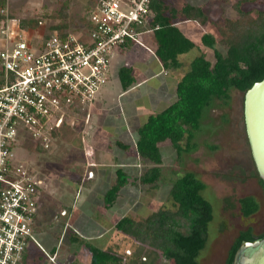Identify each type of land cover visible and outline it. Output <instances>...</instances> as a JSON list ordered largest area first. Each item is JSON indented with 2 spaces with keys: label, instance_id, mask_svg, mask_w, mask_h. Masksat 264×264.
<instances>
[{
  "label": "built area",
  "instance_id": "2783aa9c",
  "mask_svg": "<svg viewBox=\"0 0 264 264\" xmlns=\"http://www.w3.org/2000/svg\"><path fill=\"white\" fill-rule=\"evenodd\" d=\"M150 3L96 0L85 23L62 36L40 32L43 22L22 29L7 5L0 10V264H22L31 246L44 264H57L35 236L43 188L39 166L16 162L14 150H50L70 121L81 132L92 128L112 55L128 45L145 47L142 38L159 28Z\"/></svg>",
  "mask_w": 264,
  "mask_h": 264
},
{
  "label": "trees",
  "instance_id": "16d2710c",
  "mask_svg": "<svg viewBox=\"0 0 264 264\" xmlns=\"http://www.w3.org/2000/svg\"><path fill=\"white\" fill-rule=\"evenodd\" d=\"M96 2V0L93 2ZM237 5V17L225 19L218 26L219 43L224 47V53L216 48L215 37L206 33L200 37L197 46L187 38L175 22L181 14L175 8L168 6L164 0H151L150 8L154 12L153 23L159 28L152 33L154 41V56L165 69H180L178 57L197 48L199 55L188 65V70L176 85V100L164 111L148 117L146 122L136 130L135 147L139 158L152 167L144 171L132 185L140 184L150 189H158L162 184H170L168 197L172 201V210L159 208L145 218L134 219L124 216L115 225V229L130 240L160 252L166 261L172 264H198L197 258L205 248L208 240V226L213 219V209L206 201L202 192L206 185L193 173L186 172L176 176L165 174L161 167L162 158L158 145L169 141L175 150L179 163L184 154L194 153L199 145L195 137L200 130L203 113L215 103L228 105L230 90L241 93L248 90L254 83L264 78V11L257 16L243 11ZM6 6L5 0H0V10ZM67 6L59 11L58 24L47 28L50 34L54 31L61 36L69 28L63 18ZM198 23L205 24V16L200 9ZM42 19L19 18L22 29L35 30ZM85 23V20L82 22ZM212 51V57L207 58L206 50ZM132 71L121 67L118 78L123 90L133 83ZM217 149L216 146H208ZM39 152H44L36 148ZM173 174V176H172ZM175 175V177H174ZM249 177H257L250 174ZM259 185L261 181L258 179ZM126 183L122 173L117 174L116 183L105 193L104 203L111 207L118 197L120 189ZM242 217L248 218L258 212L260 205L253 196H245L237 200ZM255 237L251 228L238 233L228 250L223 264H230L235 251L243 241H253ZM74 254L83 246L89 253V264H118L115 254L95 246L92 242L75 237ZM25 254L23 255L24 259Z\"/></svg>",
  "mask_w": 264,
  "mask_h": 264
},
{
  "label": "rangeland",
  "instance_id": "374dc122",
  "mask_svg": "<svg viewBox=\"0 0 264 264\" xmlns=\"http://www.w3.org/2000/svg\"><path fill=\"white\" fill-rule=\"evenodd\" d=\"M15 1L7 5L9 13L17 18L45 20L40 26V32L45 34L48 32L47 28L49 26L58 24L61 20L57 15L65 5L67 6V11L63 18L67 20L69 27L82 25L95 0H75L76 4L72 9L69 7V2L72 0ZM164 1L181 14V17H178L175 22V24L179 23V29L183 31V22H191L186 23L190 24L192 28L187 33L189 39L200 48H203L200 44V37L206 33L212 34L215 37L216 48L221 53H224L225 49L219 43L218 26L225 19L237 17L236 7L239 2L240 9L249 12L254 17L259 12L264 11V0ZM25 3L27 5H24ZM78 8L81 10L77 11ZM197 9H200L205 16L206 21L203 25L198 23ZM197 55H199L198 51L194 49L182 56L180 60L184 64L192 61ZM206 55L207 58L211 59L212 51L206 50ZM184 65V67L187 66L186 64ZM182 70L184 69L176 71V74L184 72ZM242 105L243 93L231 89L228 105L224 106L215 103L209 110H206L203 113L200 130L195 137V142L199 145V148L194 153L184 154L179 163L175 162L174 152L170 151L168 142L163 143L164 145L162 144L161 146L164 156L163 166L165 167V174L171 175V170L175 171L176 176L191 172L206 185L202 196L212 206L213 219L208 226L207 244L197 258L198 264H223L233 241L238 236V233L243 230L251 228L255 237L262 235L264 232V195L258 178L249 177L250 174H255V169L245 137ZM119 106L120 104L116 99L111 108H113V111L119 110L120 113H123ZM99 118L102 120L103 115L100 114ZM94 125L96 126V124ZM77 127L76 125L73 126V122L70 121L68 128L63 130V133L53 140L51 149L46 152H39L32 146L23 148L26 149L27 153L23 149L16 148L14 150L16 162H22L23 164L34 162L38 164V168L42 172L38 174L41 179L45 177V172L55 175L57 170L60 171L61 166L60 174L62 171L68 170L67 174H71L72 179L76 178L77 174H80L85 166L92 164V156L89 157L91 154L86 149H89L88 143L94 138L93 126V129L86 127L83 132L79 131L80 129L78 130ZM102 132L104 133L105 131ZM110 133L113 135L110 138L102 134L98 138L99 140L97 139L101 149L108 144L109 140L111 143L116 140L126 141V138L121 137L120 134H113V131ZM90 134L92 135L89 136ZM86 141L88 142L87 144L85 143ZM208 146H216L217 149L212 150ZM74 147L80 148L81 152L73 150ZM53 159L59 162V166L56 170L55 168L52 169L55 171H49V161ZM134 188L139 194L137 197L139 201L134 205L130 217L141 219L159 208L173 209L172 201L168 197L170 184H162L158 189H150L148 186L136 184ZM245 196H253L260 205L258 212L248 218L241 216L237 203L239 198ZM130 242H132V247L129 249L109 247L105 250L117 256L118 264H172V261H166L160 252L147 246H142L132 240ZM93 244L99 248L102 247L101 243L94 242ZM66 247H61L62 255L66 252ZM77 255L76 263L75 260L72 262L74 264H83V259H88L89 257L88 251L83 248L78 250ZM41 261H39V264H41Z\"/></svg>",
  "mask_w": 264,
  "mask_h": 264
},
{
  "label": "crops",
  "instance_id": "0c3cea01",
  "mask_svg": "<svg viewBox=\"0 0 264 264\" xmlns=\"http://www.w3.org/2000/svg\"><path fill=\"white\" fill-rule=\"evenodd\" d=\"M5 2L6 5H10L16 1L5 0ZM75 4V0H72L69 2V7L72 9ZM186 23L191 22H183L184 28L180 31L187 37V33L192 28ZM176 26L179 28V23ZM142 43L145 47L128 45L125 50H118L112 55L108 83L95 103L91 122L94 138L90 143L85 142L89 144V149L86 150L91 154L89 157L92 156V164L85 166L73 179L71 174H67L68 170L60 174L62 166L60 171L55 172L57 176L45 172V177L42 179L41 204L35 217V236L47 252L56 256L57 264H71L73 260L76 263L78 255L74 254L73 243L76 242L74 241L76 236L89 242L101 243L102 249L132 247L131 240L118 232L115 225L124 216H130L134 205L139 201L137 198L139 194L132 185L133 180L138 179L144 171L152 167L137 154L136 130L148 117L164 111L176 100V85L188 70L190 63H184L187 65L184 67L180 58L185 54L179 56L178 60L182 64L180 69H184L182 70L184 72L176 74L180 69H165L155 58L152 34L145 35ZM121 67L132 71L133 83L126 90L122 89L118 78V70ZM116 99L123 113L119 110L113 111L111 108ZM100 114L103 115L102 120L99 118ZM111 131L113 134H120L121 137L126 138V141L116 140L111 143L109 140L101 149L97 139L102 134L112 137ZM60 133L62 134L63 130ZM165 142L169 143L170 151L174 152L175 162L177 159L169 141L160 143L158 147L163 169L165 167L161 146ZM73 150L80 151V148L74 147ZM58 166L59 162L54 159L49 161V171L54 168L56 170ZM89 172H92L91 179H87ZM119 173L123 174L126 183L120 189L114 204L107 207L104 203V195L116 183ZM61 211H65L66 215L60 216ZM62 246H67L63 255L60 251ZM80 248L85 249L83 246ZM40 260H42L41 264H44L41 253L31 246L25 253L22 264H39ZM83 260V264H89V257Z\"/></svg>",
  "mask_w": 264,
  "mask_h": 264
},
{
  "label": "water",
  "instance_id": "95a60500",
  "mask_svg": "<svg viewBox=\"0 0 264 264\" xmlns=\"http://www.w3.org/2000/svg\"><path fill=\"white\" fill-rule=\"evenodd\" d=\"M242 113L251 160L264 195V78L243 93ZM230 264H264V236L241 242Z\"/></svg>",
  "mask_w": 264,
  "mask_h": 264
}]
</instances>
